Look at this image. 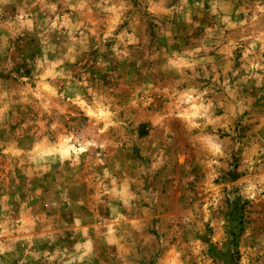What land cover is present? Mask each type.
I'll list each match as a JSON object with an SVG mask.
<instances>
[{
    "label": "rangeland",
    "instance_id": "1",
    "mask_svg": "<svg viewBox=\"0 0 264 264\" xmlns=\"http://www.w3.org/2000/svg\"><path fill=\"white\" fill-rule=\"evenodd\" d=\"M0 264H264V0H0Z\"/></svg>",
    "mask_w": 264,
    "mask_h": 264
}]
</instances>
